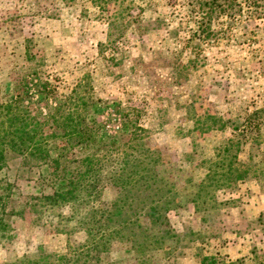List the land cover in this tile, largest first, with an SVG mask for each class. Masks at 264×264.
I'll return each instance as SVG.
<instances>
[{"label":"rangeland","instance_id":"1","mask_svg":"<svg viewBox=\"0 0 264 264\" xmlns=\"http://www.w3.org/2000/svg\"><path fill=\"white\" fill-rule=\"evenodd\" d=\"M209 3L201 10L195 0H0V104L37 71L56 95L33 103L35 80L19 107L26 117L51 113L80 84L86 102L77 105L98 129L94 143L66 153L67 177L99 145L127 141L126 123L137 119L145 130L138 141L172 186L168 224L142 222L161 237L157 250L138 256L116 242L97 255L103 261L264 264V0H217L212 11ZM201 19L210 32L196 33ZM50 173L9 162L0 173L13 185L8 209L66 189L51 185ZM115 195L103 191L104 199ZM71 214L64 207L46 209L37 223L32 214L10 218L0 264L74 255L90 238Z\"/></svg>","mask_w":264,"mask_h":264},{"label":"trees","instance_id":"2","mask_svg":"<svg viewBox=\"0 0 264 264\" xmlns=\"http://www.w3.org/2000/svg\"><path fill=\"white\" fill-rule=\"evenodd\" d=\"M195 2L201 10L208 6V0ZM216 2L210 0L207 10L212 11ZM203 20L196 33L211 31L210 23ZM38 74L34 71L25 75L15 86L10 100L0 104V173L8 169L9 162L19 159L24 166H47L51 172L50 184L65 182L66 189L30 196L20 208L8 209L13 185L0 179V242L12 230L10 218L23 219L25 215L32 214L35 216L33 222L37 223L46 209L69 207L72 211L70 218L76 221L77 229L90 238L83 248L77 249L74 255H46L32 262L24 258L19 264H114L98 256L108 252L116 242L130 246L138 256L157 250L156 245L162 243L161 237L148 234L149 229L142 222L149 221L158 228L168 224L167 213L172 210L169 194L173 189L159 177L157 158L153 159V154L138 141L139 134L145 130L138 126L137 119L128 121L126 124L131 132L127 141L111 139L109 143L99 145L95 153L80 162L79 167L83 169L77 168L67 177L66 165L62 162L66 153L94 143L98 129L83 117L77 105L80 101L86 102L78 93L80 84L51 113L42 116L40 109L37 110L39 117L36 122L26 117L19 107L31 98L29 86L35 80L39 83L33 86L39 89L40 99H34L33 103H46L56 95V90L49 83L41 82ZM123 149L124 156L119 157ZM145 152L150 156L149 160L147 156L143 159L139 155ZM106 188L116 194L113 199L103 198ZM164 190L167 197L162 199ZM166 198L170 199L169 202ZM94 257L95 262L92 263ZM207 261L215 264L214 259L207 257L202 258L201 264ZM146 263L141 257H136V264Z\"/></svg>","mask_w":264,"mask_h":264}]
</instances>
